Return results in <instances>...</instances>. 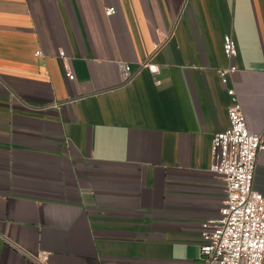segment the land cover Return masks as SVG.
<instances>
[{"label":"crops","instance_id":"crops-1","mask_svg":"<svg viewBox=\"0 0 264 264\" xmlns=\"http://www.w3.org/2000/svg\"><path fill=\"white\" fill-rule=\"evenodd\" d=\"M229 88L264 137V0H0V264H200Z\"/></svg>","mask_w":264,"mask_h":264},{"label":"built area","instance_id":"built-area-1","mask_svg":"<svg viewBox=\"0 0 264 264\" xmlns=\"http://www.w3.org/2000/svg\"><path fill=\"white\" fill-rule=\"evenodd\" d=\"M114 12L115 7L107 9L108 15ZM223 49L229 59L237 55L233 35L224 36ZM60 56L65 58V52L61 51ZM141 66L153 74L159 72L150 61ZM119 67L123 81H130L135 74L132 65L120 62ZM236 71L235 65L218 69L224 84ZM65 74L69 79L75 77L70 69ZM228 93L233 100L228 107L230 125L215 133L211 146L212 170L225 182V198L218 215L203 223L200 264H264V195L253 186L264 137L249 128L235 89L229 88ZM47 259L45 252L35 258L39 264H45Z\"/></svg>","mask_w":264,"mask_h":264}]
</instances>
